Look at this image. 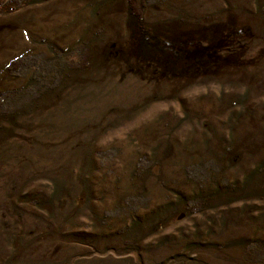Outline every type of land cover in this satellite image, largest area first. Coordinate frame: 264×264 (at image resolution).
Wrapping results in <instances>:
<instances>
[{"label":"rangeland","instance_id":"374dc122","mask_svg":"<svg viewBox=\"0 0 264 264\" xmlns=\"http://www.w3.org/2000/svg\"><path fill=\"white\" fill-rule=\"evenodd\" d=\"M130 1L0 0V264H264V0Z\"/></svg>","mask_w":264,"mask_h":264},{"label":"trees","instance_id":"16d2710c","mask_svg":"<svg viewBox=\"0 0 264 264\" xmlns=\"http://www.w3.org/2000/svg\"><path fill=\"white\" fill-rule=\"evenodd\" d=\"M137 7H139L137 9ZM130 15H132V17L135 19L136 21V24H137V27H138V30L142 36V38L145 40V41H148L149 43H152L153 41L157 42L159 39L156 35L153 34V30L152 28H150L149 26L147 27L146 26V22L144 20V17H143V11L145 10L146 8V5L144 2H142L141 0H136V1H130ZM137 9V10H135ZM138 11V12H137ZM158 39V40H157ZM168 43V45L170 46L172 43L168 42L167 40L165 41V43ZM166 44H164L165 46ZM18 60H13L12 61V65H14L13 67L11 66L10 67V70L15 68L18 64L17 62Z\"/></svg>","mask_w":264,"mask_h":264}]
</instances>
